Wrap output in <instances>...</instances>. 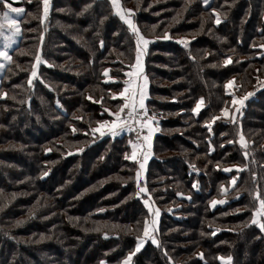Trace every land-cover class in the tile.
<instances>
[{
	"label": "trees",
	"instance_id": "trees-1",
	"mask_svg": "<svg viewBox=\"0 0 264 264\" xmlns=\"http://www.w3.org/2000/svg\"><path fill=\"white\" fill-rule=\"evenodd\" d=\"M22 1L0 0L25 22L0 74V264H264V216L251 222L254 194L264 198V87L247 96L264 77V0H120L149 41L145 106L157 121L139 196L130 135L92 133L122 105L111 93L135 33L108 0H51L41 39L42 0ZM145 200L160 209L158 244L143 236ZM177 206L181 219L167 214Z\"/></svg>",
	"mask_w": 264,
	"mask_h": 264
},
{
	"label": "snow or ice",
	"instance_id": "snow-or-ice-1",
	"mask_svg": "<svg viewBox=\"0 0 264 264\" xmlns=\"http://www.w3.org/2000/svg\"><path fill=\"white\" fill-rule=\"evenodd\" d=\"M111 4L113 5L114 8H118V0H110ZM44 6H45V14H47V9H48V0H43ZM204 3L207 4L208 0H204ZM7 7V4L5 5ZM12 12L15 13H20L23 12V9L20 8H12L11 9ZM132 9H120L119 11H117V15H119L120 19L122 21H124L129 29L135 33L136 36V60L137 63L132 65L133 69H136L137 71H142V67L140 64V60H141V56L143 54V50L141 49V44L144 45V47L146 48L149 41L148 39H146L139 31V29L133 24L132 20L128 17H126L125 13H128L129 15L132 14ZM219 17H217L216 23H219ZM4 24H7L10 26L9 28V32L8 34H5L4 31ZM19 22L12 18L11 16H9V14L7 12L4 13L3 18H0V38H3L5 40V45H4V49H7L11 46V42L13 41V37L16 33H18L20 31L19 28ZM11 26H15L14 31H12ZM165 38H167V34H165ZM0 58H4L7 60H11V56L8 54V52L6 50H0ZM36 61L37 63L41 62V58H40V54L37 53L36 54ZM4 65L0 64V68H2ZM108 70L105 69V75H107ZM36 73V65L33 64L32 66V76H35ZM128 75H135V73H128ZM144 83L140 86V91H139V100H136L135 97V93H132L131 96L130 95H126V93L129 92L128 87H125L124 90L120 93H118L119 96H121L124 99V103L122 105L119 106V110L115 113L109 112L110 115L116 117L115 120L112 121H98V128L93 129V131H99L100 129L104 128V127H108L109 131L112 132V135H116L117 132L115 131V129H117L118 127L122 126V125H126L127 121L129 118L133 117V114L136 113V109H137V104L138 107L140 109L143 110L142 113H136L137 115H144L147 116V109L145 108V104H144V100L147 96V77L143 78ZM29 82H31V77H29ZM126 85L129 83L128 81L125 82ZM231 83V81L229 82ZM91 99V97H90ZM99 102V101H97ZM233 102L234 103H241V101H237L235 98H233ZM200 107V103L198 102L197 107L193 109L194 112L198 111ZM125 109H127V116H123L122 113L125 111ZM105 111H109L108 109H105ZM225 116L228 115L227 111H224L223 113ZM219 117H213L212 119H218ZM151 120V118L149 117L148 120H144V121H137L138 123H141L143 126H147L149 121ZM152 131H154V129L149 128V134L148 136H145L144 139L145 140H149L151 137V133ZM104 133L101 131V135H103ZM229 143H231V141H229ZM241 145H244V138L243 136H241ZM135 152H133V155L131 158H135ZM245 155H247V153H245ZM129 158V157H126ZM145 159H147V156H145ZM144 165L140 164V169H143ZM229 169H225V171H228ZM137 178H139L140 176V171H137ZM235 180V178H234ZM138 192L136 193L137 196L140 195V193H147V189L144 187H139L138 185ZM254 198L259 202V207L256 208L253 211L252 214V223H258V217L260 216H264V198H261V195L259 192H256L254 194ZM216 201H213V204H215ZM144 204L146 207L149 208V212H152V206L149 205V201L145 200ZM159 210L156 209L155 211V216L158 217L159 216ZM157 221L155 219H152L151 221L145 219L144 223H143V236L144 237H149L151 235L150 233V228L152 232H155V225H156ZM259 227L261 228L262 231H264V223H260ZM137 244H136V249L139 250V248L141 247V238L138 236L137 237ZM152 243L153 244H158V241L155 239V237H152ZM131 255H133V253H129V259L131 257ZM125 264H128L127 259L125 260Z\"/></svg>",
	"mask_w": 264,
	"mask_h": 264
},
{
	"label": "rangeland",
	"instance_id": "rangeland-1",
	"mask_svg": "<svg viewBox=\"0 0 264 264\" xmlns=\"http://www.w3.org/2000/svg\"><path fill=\"white\" fill-rule=\"evenodd\" d=\"M11 1H13L14 3L15 2H17L19 5H22V0H11ZM22 1V2H21ZM109 2H110V0H108ZM24 3V2H23ZM26 3V2H25ZM51 6H52V4H51V0H48V9H47V14H45V6H44V3H43V0H42V2H41V4H40V7H39V11H38V14H37V16H38V22H39V25H40V30H39V33H40V36H41V39H42V36H43V31H46L45 29H44V24H45V19L47 18V16L48 15H50V14H52V12H51ZM110 6H111V9L113 10V13L115 14V15H117V11H119L120 9H122L121 8V2H120V0H118V8H114L113 7V5L111 4V2H110ZM12 8H16V7H14V5H12V6H10V5H7V9L6 10H4V12L3 13H0V18H3V16H4V13L5 12H7L9 15H11L12 16V18H14V19H16L18 22H19V28H20V31L18 32V33H16L15 35H14V37H13V40H14V43L9 47V49L7 50V52H8V54H9V50H11V48H13L15 45H17L18 44V42H19V39L21 38V27H20V23H22L23 22V20H21L22 19V15H23V12H20V13H15V12H12L11 11V9ZM18 8H20V9H23L22 7H18ZM125 15H126V17L128 16V14L127 13H125ZM118 17H119V15H117ZM129 17V16H128ZM120 18V17H119ZM131 18V17H130ZM124 22V21H123ZM23 23H25V22H23ZM22 23V24H23ZM29 23H30V21H29ZM28 23V24H29ZM125 23V22H124ZM126 24V23H125ZM134 24V23H133ZM127 25V24H126ZM128 26V25H127ZM9 28H10V26L9 25H7V24H4V31H5V33L6 34H8V32H9ZM11 29H12V31H14V29H15V26H11ZM36 32H35V29H32V28H29L27 31H24L23 32V34L24 35H26V37H25V40H26V42H30V41H33L32 39H33V35L35 34ZM30 35V36H29ZM15 38V39H14ZM182 42H184V41H182ZM5 41H4V39L3 38H0V50H2V48H3V46L5 45ZM137 46V45H136ZM135 58H136V47H135V49H134V55H133V60H135ZM4 61L6 62V61H8L7 59H4V58H0V64H3L4 65ZM44 63V60H42V58H41V62L40 63H37V61L35 60V62H34V64L36 65V73H37V70H38V67H39V65L41 66L42 64ZM134 63V62H133ZM2 69H3V67L2 68H0V74H1V71H2ZM32 73V72H31ZM108 73H109V70H108V72H107V75H108ZM37 75V74H36ZM36 75L35 76H32L31 74H30V77H31V81L36 77ZM126 75H127V73H126ZM107 77V78H106ZM105 77V79L104 80H106V81H108V82H110V81H114V80H112V78H110L109 76H106ZM231 81V83H229ZM31 83V82H30ZM233 85V80H229V81H227V83H226V86H225V88H227L228 89V91L230 92V90L232 89V86ZM262 87H264V77H261V79L259 80V82L258 83H256L255 84V86L254 87H252L251 89H250V91H248L249 93L247 94V96L249 97V95L250 96H253V95H256V92L259 90V89H261ZM116 95L117 94H114V93H111V98H114V97H116ZM246 96V95H245ZM245 96H243V97H241V98H236V100L237 101H241V103H234L233 102V100L231 99V101H230V106L232 107H234V106H242V104H243V102L245 101ZM246 96V97H247ZM160 100H162L161 98H160ZM146 107V106H145ZM196 107H197V105H196ZM195 107V108H196ZM199 109H200V107H199ZM197 112V111H196ZM176 114V113H175ZM175 114H173V115H175ZM151 115V119H152V122H153V129H154V134L157 132L156 131V127H157V121L155 120V118H154V115L153 114H150ZM116 119V117L113 119V120H115ZM96 128H98V126H96ZM120 128L122 129V130H120L119 128H117V129H115V131L117 132V134L114 136V135H112V132L111 131H109V129L108 128H106V127H104V128H102V129H100L98 132H94L93 130V132L92 133H94L98 138H100V137H104V136H109V137H112V138H114V137H117V136H120L121 134H124V132H126L121 126H120ZM95 129V128H94ZM120 130V131H119ZM101 131L104 133L103 135H101ZM122 132V133H121ZM127 136H129V134L127 135ZM131 138V137H130ZM133 139L131 138V141H132ZM133 141L132 142H130V152H131V149H132V147H133ZM151 149V148H150ZM130 152H129V156L128 157H130ZM184 155V154H183ZM152 156H153V152H152V150H150L149 151V154L147 155V159H140V160H135L134 161V159H130L129 158V160L130 161H132V162H135L136 163V165H137V171H140V176H139V178H137V171L135 172V179H136V184H137V187H138V185H139V187H144L145 188V178H144V175H145V173L147 172L146 170H147V167H148V164H149V161H150V159L152 158ZM185 156V155H184ZM196 158V157H195ZM191 160H193L194 161V159L192 158ZM140 164H143L144 165V168L143 169H140ZM144 179V180H143ZM161 180H163V179H161ZM140 181V182H139ZM194 182L196 183V180H194ZM231 182V181H230ZM141 184V185H140ZM175 184V186H176V188L180 191V193H184V192H187L184 188H183V185L181 184V183H179V182H175L174 183ZM194 187V186H193ZM165 189H168V186L167 187H165ZM156 191H158V190H156ZM142 194H144V193H142ZM146 194V193H145ZM188 194V193H187ZM181 197H182V195L181 194H179ZM188 196L186 195V193H185V196H184V198H187ZM149 199H151L150 197H149ZM159 199H161V198H159ZM221 200V199H220ZM223 200V199H222ZM213 201H216V205H214V204H212V205H214V206H221V205H223V202H224V200L221 202V201H219L218 199H213ZM167 205H165L164 206V208L165 209H169V206H168V203H166ZM144 206H145V204H144ZM152 206V212L150 213L149 212V208L148 207H146V209H147V211H148V214H149V217H150V220L149 221H151L152 219H155L156 221H157V223H156V225L154 226L155 227V229L157 230V228H158V222H159V216L158 217H156L155 216V211H156V208L154 207V205H151ZM160 207V206H159ZM170 209H172V211H170V210H168V212H167V210H166V212H167V214H169L170 216H173V214L175 215L174 217L175 218H177V219H181V217H183L180 213H174L175 211H177L178 209H179V206H177V207H172V208H170ZM160 210V209H159ZM159 213H160V211H159ZM173 213V214H172ZM160 215V214H159ZM156 230H155V232H152L151 231V228H150V233H151V235L149 236V237H147L148 238V240H150V241H152V237H155V233H156Z\"/></svg>",
	"mask_w": 264,
	"mask_h": 264
},
{
	"label": "crops",
	"instance_id": "crops-1",
	"mask_svg": "<svg viewBox=\"0 0 264 264\" xmlns=\"http://www.w3.org/2000/svg\"><path fill=\"white\" fill-rule=\"evenodd\" d=\"M9 16H11V15H9ZM12 17V16H11ZM6 34V33H5ZM15 39V38H14ZM5 41V40H4ZM14 41V40H13ZM14 42H11V45L13 44ZM9 49V48H8ZM8 49H4V46H3V48H2V50H8ZM141 49L143 50V54H142V56H141V60H140V64H141V67H142V71H137L136 69H133L132 68V66L130 67V69L127 71V81L129 82L127 85H126V83H125V86H124V88L125 87H128V89H129V92L128 93H126V95H130L131 96V94L132 93H135V97H136V100L138 101L139 100V91H140V86L144 83V80H143V78L145 77L144 75H143V61H144V57H145V53H146V49L147 48H145L144 47V45L143 44H141ZM263 50H264V47H263ZM4 63H5V61H4ZM137 63V60H136V58H135V60H134V63L133 64H136ZM132 64V65H133ZM135 73V75H128V73ZM124 88L121 90V92L124 90ZM146 91H147V96H146V98H145V100H144V104H146V101H147V99H148V81H147V89H146ZM116 97L117 98H119V99H121L122 100V104L124 103V99L121 97V96H119L118 94L116 95ZM138 105V104H137ZM200 108H201V104H200ZM200 110V109H199ZM198 110V111H199ZM106 128H108V127H106ZM120 130H122L120 127H118ZM149 128H151V129H153V122H152V120L150 121V123L147 125V131H146V133H145V136H148V134H149ZM95 129H96V127H95ZM119 130V131H120ZM96 132H98V131H96ZM122 133V132H121ZM144 136V137H145ZM153 136H154V131H152V133H151V137H150V139L149 140H143L141 143H133V147H132V149H131V152H130V159H131V157H132V155H133V152H135V158H134V161L136 160H140V159H144L145 158V156H147L148 154H149V151L151 150L150 148H151V145H152V139H153ZM133 159V158H132ZM131 159V160H132Z\"/></svg>",
	"mask_w": 264,
	"mask_h": 264
},
{
	"label": "built area",
	"instance_id": "built-area-1",
	"mask_svg": "<svg viewBox=\"0 0 264 264\" xmlns=\"http://www.w3.org/2000/svg\"><path fill=\"white\" fill-rule=\"evenodd\" d=\"M142 112H143V110L140 109L137 105L136 113H142ZM136 113L133 114V117L128 119L126 125H122L121 127L126 131V132H124L125 134L130 135V137L133 139L132 141L134 143H141L144 140V136H145V133L147 131L146 130L147 126H143L141 123H138L137 121L148 120L149 117L150 118H152V117L148 113V111H147V116L137 115ZM122 115L127 116V109H125V111L122 113ZM150 121H149V123H150Z\"/></svg>",
	"mask_w": 264,
	"mask_h": 264
},
{
	"label": "flooded vegetation",
	"instance_id": "flooded-vegetation-1",
	"mask_svg": "<svg viewBox=\"0 0 264 264\" xmlns=\"http://www.w3.org/2000/svg\"><path fill=\"white\" fill-rule=\"evenodd\" d=\"M146 54V53H145Z\"/></svg>",
	"mask_w": 264,
	"mask_h": 264
}]
</instances>
